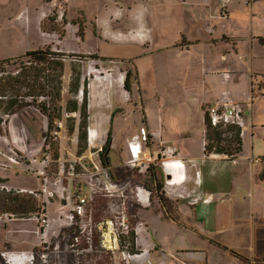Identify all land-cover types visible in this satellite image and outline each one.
<instances>
[{"label":"rangeland","instance_id":"obj_1","mask_svg":"<svg viewBox=\"0 0 264 264\" xmlns=\"http://www.w3.org/2000/svg\"><path fill=\"white\" fill-rule=\"evenodd\" d=\"M252 2L253 0H231L227 6H223L220 1L209 5L210 11L189 9L191 12L187 11L186 15L190 23L186 24L185 31L192 39L187 40L186 37L178 36L181 33L179 23L167 27L166 32L162 30L160 21L162 13L156 12L162 0L9 1V7L0 11V60L15 58L29 50L41 48L58 52V55L54 54L49 58L61 60L63 68L61 74L56 77L60 85L58 99L52 97L50 87L44 91L48 92L47 95H43V92L37 95L38 89L33 90L31 82L27 84L28 82L24 80L20 93L34 105L19 109L17 116L7 117L6 112L9 111L4 106L6 100L19 97L9 89L5 97H0L2 128L0 161L7 159L10 153L4 150L10 147L19 151L20 160L24 162L19 161L18 164L27 172L15 175L8 173V169L0 167V175L10 177L11 183L31 179L30 175L32 178L36 177L35 174L40 177L38 179L41 182L40 187L19 190L20 194L29 195H33L29 190L43 191L46 194L43 201L48 216V223L41 224L32 213L23 217L8 213L11 214L9 218L0 215L1 220L19 219L12 223L8 230L15 229L23 234L26 240L24 246L29 248L28 251H15L9 254V256L16 254L15 260H22L25 257V261L17 262L3 257L0 264H141L148 255L147 249L136 242L133 247L130 243L131 237L130 240L118 241L114 234L116 221L124 218L136 235L141 221L150 217L156 224V221L161 219L158 215L161 212L164 217L170 218L173 224H178L163 225L160 231L163 230L165 236L172 239L177 231V235L185 237V244L193 249L201 252H222L221 248L208 245L205 239L183 228V218H193L194 204L198 202L189 195L191 192L187 191L185 186L187 179L185 172L186 175L188 173L193 175V172L191 169L188 170L184 162H182L184 170L180 166L173 167L166 163V159L177 156V147L175 154H171L168 149L164 151V144L175 146L167 135H176L177 130L188 127L191 135L186 140H191L192 146H198L202 138L203 116L205 115L210 122L207 107L214 101L202 106L191 91L193 84L199 80H191L182 68L171 67L169 73L166 66L160 63L166 60L170 52L173 54L179 52L178 46H239L240 53L246 57L239 60L235 57L230 65L235 67L241 65L246 74L249 51L253 50L254 54L250 53L251 56L255 55V58L251 59L253 66L260 71L264 70V39H259L264 37V0ZM136 4L139 10L134 12L133 7ZM175 10L176 8L172 9L171 14L177 12ZM186 10L187 7L184 8V13ZM190 15L194 18L189 19ZM5 17L9 28L5 25ZM211 20L215 21L213 30L204 28L201 24ZM36 30H40L44 37ZM50 34L55 39L50 41ZM195 37H199L201 41H193ZM32 38L36 42L47 40L42 46H28ZM163 46L173 47L164 52L161 49L165 48ZM184 51L187 52H182L184 56L190 52ZM29 66L40 65L35 59L28 57L2 62L0 78L8 80ZM53 66L54 64L50 63L45 69L51 78L55 76ZM129 69L136 77L130 79L132 86L130 93L124 87L125 75ZM76 76L79 78V87L73 91L71 83L74 87ZM251 83L258 85V91L255 90L259 95L246 105L244 113L246 122L244 121L242 126L245 140L238 161L250 160L251 154L255 157L264 153V129L260 123L264 122V79L262 76L258 79L251 76ZM189 85L191 86L187 88ZM229 88L232 89L231 84ZM236 91L237 88L234 90V96ZM223 94L230 95L228 92ZM73 101L77 102L78 111H66V106L72 105ZM55 103L56 107L60 106V118L54 117L50 123L47 112H53ZM43 105L48 111L41 113ZM83 108L87 114L85 142L80 140L78 128ZM56 121L62 122V127L60 135L54 139L51 138V131L58 126ZM89 126L96 128L98 133L94 143H89ZM223 135L225 136V133ZM19 136L24 138L23 142L18 141ZM5 137L8 138V142L3 141ZM108 137L110 141L105 154L109 165H106L100 154L104 151L103 147ZM50 139L51 144H47L48 150L45 152V143ZM26 141L30 143L27 149L23 148ZM129 142H133L135 146L138 143L141 145L139 146L142 149L141 159L134 160L135 157L129 150ZM224 144V141H221V145ZM205 154L227 159L231 156L214 151ZM148 156L151 157L147 158ZM31 157L42 163L43 171H32L28 165L31 163L29 160ZM202 162L200 160L196 163L202 171L203 188L211 199L198 216L201 230L212 233L208 235L218 241L240 249L241 236L235 234L234 227L236 230L237 227L234 224L232 226L230 220L232 212L229 210L227 223L224 220L226 219L224 212L219 211L220 208L226 211L228 207L219 200H223V194L229 191V176L235 166L234 162L207 161L203 167ZM94 163L99 168H104V171L97 173ZM8 164L6 161L4 164L1 163L3 166ZM18 164L11 163L9 169L17 170ZM149 165H152L150 168H153L158 176L159 188L147 173L146 168ZM211 172H214V175L210 176ZM179 174L181 176L178 178L182 180L170 183V180ZM43 176H48L51 183H46ZM216 176L219 177L218 180ZM88 179L97 186H102L105 181L109 183L110 180L117 192L108 193L99 189L91 213H87L81 224H75L66 217L68 209L75 201V193L89 191L90 186L86 183ZM143 182H147L153 190L150 204L142 203L135 192ZM2 185L4 183H0V189ZM48 189L54 192L52 197L46 193ZM238 200L242 202V199ZM151 207L154 210L148 209ZM184 225L188 227V224ZM3 231L0 225V248L5 236ZM169 243L171 246L172 240ZM5 245L6 249L15 248L9 241H6ZM160 245L158 247L155 243L150 252L151 258L145 259L146 263L158 264L162 251L168 249L167 242L164 241ZM135 254L144 258L138 260ZM188 261L192 263V260ZM194 261L198 263V260ZM224 261L226 264V258ZM203 263L204 261H201V264Z\"/></svg>","mask_w":264,"mask_h":264},{"label":"crops","instance_id":"obj_2","mask_svg":"<svg viewBox=\"0 0 264 264\" xmlns=\"http://www.w3.org/2000/svg\"><path fill=\"white\" fill-rule=\"evenodd\" d=\"M10 0H0V11L4 8L9 7ZM260 0H253L252 3ZM220 2V0H162L161 5L159 6L158 11H161L162 15L160 17V21L162 22V30L164 32L165 29L169 26H175L177 23L181 25L178 34L180 37H186L188 39H192L190 36L186 34L185 27L186 24L190 23L187 21L186 12H191L189 9L193 11H197L199 9H204L205 11L209 9V5L212 3ZM185 3L187 5H183ZM253 5V4H252ZM187 7V10L184 13V8ZM148 7H146L147 9ZM176 8L174 14L172 13V9ZM180 9H182L180 11ZM139 10L138 4L133 7V11L137 12ZM189 19H193L194 17L190 15ZM6 18H4L5 25L9 28ZM147 19V18H144ZM195 23V22H192ZM204 28H209V30H213L215 21L211 20L209 22H202ZM253 27V24H252ZM39 35L44 37L43 33L39 30H36ZM185 33H182V32ZM161 37V30L159 31V38ZM219 38V37H218ZM55 39L52 34H50V41ZM195 40L201 41L199 37L193 38ZM223 39V37H222ZM260 40H263L264 37H260ZM47 39H44L43 42H36L34 38H32L28 46H42L43 43ZM165 48H161L164 52L170 49L173 46H163ZM179 52L177 51L175 54L170 52L167 56L166 60L161 61L160 64H164L167 70L170 73L171 67L182 68L184 72L190 76L191 80H199L195 82L191 88L193 91L194 97L202 104L210 103L212 101L218 100L223 96V92H228L231 98H233L236 102H238L242 108V116L243 121L246 122L245 119V109L246 105L252 102L254 97L259 95L256 93L258 91V85L251 83V76L257 78L262 76L264 79V70L260 71L253 66V62L251 59L254 57L253 50L249 51V62L248 67L246 68V74L244 72V68L241 65H230L231 62L235 60L244 59L246 57L245 54L240 53L239 46H178ZM199 48V49H198ZM251 49V48H250ZM184 56L183 53H187ZM183 52V53H182ZM243 52V51H242ZM251 53V54H250ZM107 56V55H103ZM10 57V56H9ZM7 58V57H3ZM2 58V59H3ZM1 59V58H0ZM182 64V65H181ZM205 72H204V71ZM175 72V71H174ZM228 72V75L225 74ZM259 72H263L260 74ZM245 74V75H244ZM202 81V82H201ZM204 82V83H203ZM229 84H231L232 89L229 88ZM200 85V88H199ZM189 85L187 88H189ZM255 87V88H254ZM257 87V88H256ZM237 88L236 96L233 95L234 90ZM253 88V89H252ZM256 89V90H255ZM264 93V92H263ZM24 108V107H22ZM21 108V109H22ZM204 110V109H203ZM204 115V113H203ZM253 116V115H252ZM261 126L264 129V122H260ZM202 138L198 146H192L191 140H186L190 137L191 132L190 128H184L177 130L176 135H167L168 139L177 147V156L176 158L184 163H186L188 170L191 169L193 175L188 173L185 179L187 186V191H190L189 195L193 196L194 201L198 200L197 203L194 204L192 219L186 217L183 218L184 224H188V227L183 225V228L188 231L193 232L196 236L202 237L205 239L206 243L211 246H216L221 248L222 252H201L196 249H193L185 244V237L177 235L178 232H175L174 238H170L165 236V234L160 231L163 225H175L178 226L177 223L173 224L172 220L168 217H164L162 212L158 215L161 217L159 221L153 222L150 217H148L143 222H140L138 225L135 235V242L137 245H141L142 248H146L148 255L146 258L150 257V252L154 248L155 243L158 247H160V243L167 242V251H162V255L158 258V264H201V261H204L203 264H264V176H261L264 172V153L262 155H258L253 157L250 155V160H242L238 161L239 153L235 158L227 159L217 155L206 156L205 154V115L203 116L202 122ZM262 129V130H263ZM164 138L166 135L164 134ZM1 139V138H0ZM264 139V137H263ZM2 140V139H1ZM245 138L243 136L242 139V150H243V142ZM4 141V140H3ZM2 141V142H3ZM4 143V142H3ZM5 144V143H4ZM6 145V144H5ZM8 148V150H7ZM6 150L10 154L6 160L0 161V167H4L8 173H15V175L22 174L26 172L22 166L18 163L21 158L19 151L14 150L10 147H7ZM24 148V147H23ZM241 150V151H242ZM197 151V152H196ZM22 152V151H21ZM253 157V160L251 159ZM260 158L259 163H254V158ZM202 160V167L206 165L207 161H231L234 162V167L231 170V176H229V191L224 193V199L219 200V202L226 203L228 207L226 211H222L219 204L217 205L220 208V212L225 214L226 219H224L227 223H229V210L232 212L230 215V220L237 227V230L234 227L235 234H239L240 237V245L241 248H235L229 244L218 241L215 238L211 237L208 234H212L206 231L201 230L199 215L206 208L209 203L211 196L206 195L205 189L203 188L202 182V171L199 169L197 165V161ZM9 163L8 165H1V163ZM254 161V162H253ZM24 162V161H21ZM18 164L17 170H11L10 164ZM42 163L37 161V163H29L28 165L33 170H44ZM185 168V167H184ZM184 170V169H183ZM37 172V171H36ZM27 173V172H26ZM184 173V171H183ZM35 174V173H34ZM30 175V174H29ZM180 175V174H179ZM210 176L214 175V172L209 174ZM35 178L33 176H29L31 179L23 180L22 182L14 181L11 183L10 177H5L0 175L1 183H4L3 186L6 188H13L21 191H26L28 189H35L40 187V183L36 174ZM44 177V176H43ZM219 177L216 176V180ZM46 182V179L44 180ZM195 181V182H194ZM51 183V182H50ZM87 191L85 194H87ZM135 192L138 193L139 199L142 203L150 204L152 200L151 191L145 188L143 185L138 187ZM76 194V193H75ZM222 194L219 195V199H221ZM238 199H242V202H239ZM159 205V204H158ZM154 206H156L154 204ZM178 206V205H175ZM71 208V207H70ZM70 208L68 211H70ZM148 208V209H152ZM147 209V210H148ZM154 210V208H153ZM88 212L85 213L84 218L86 217ZM69 214V212H68ZM67 214V219L70 220L69 215ZM156 215V214H155ZM10 217V216H9ZM8 217V218H9ZM154 218V216H153ZM22 219V218H20ZM62 219V218H60ZM143 219V218H142ZM19 220L18 218H11L9 220H1L0 225L4 229L5 236L2 239V248H0V255L4 258H10L12 261H25V257L22 260H15L16 254L15 251H28L29 248L24 246L25 244V236L17 230L9 231L10 225L15 221ZM84 220V219H83ZM60 222V220H57ZM71 222V220H70ZM142 223L144 225H142ZM28 225V224H27ZM151 227V229L149 228ZM193 230H191V229ZM24 229V228H23ZM140 229V230H139ZM26 230V229H25ZM160 237V238H159ZM172 240V244L170 246V241ZM6 241H9L14 244L15 248L6 249ZM18 245V246H17ZM30 247V246H29ZM175 248L179 250H175ZM188 248V249H187ZM25 253V252H24ZM142 260L141 264H148L146 260ZM188 260H192L190 263ZM194 260H198V263H195Z\"/></svg>","mask_w":264,"mask_h":264},{"label":"trees","instance_id":"obj_3","mask_svg":"<svg viewBox=\"0 0 264 264\" xmlns=\"http://www.w3.org/2000/svg\"><path fill=\"white\" fill-rule=\"evenodd\" d=\"M81 35V34H80ZM58 55V52H50L48 49H41L36 48L29 50L26 54L20 55L18 57H28L29 59L36 60V62L40 65L38 66H29L27 69H25L23 72L17 73L15 76L10 77L8 80L4 78H0V97H5L7 94L8 89L11 90L13 93H16L17 97L15 99L6 100L5 102V108L7 109L6 112L9 114V116L12 114H15L18 112L19 109L22 107H26L31 104L28 100L24 99V96L21 95V83L25 80L30 86L33 87V90L38 89L37 95H39L41 92L44 94H48V92H44L48 87H50V92L52 93V97L59 98L60 97V85L59 81L56 78L61 74L62 71V62L61 60H51L53 58H49L51 55ZM95 56V54H93ZM15 57V58H18ZM15 58H9L5 60H0V68L2 65V62H10ZM47 63V64H46ZM54 64V78L50 77V73H46L45 69L48 68L49 64ZM136 75V74H135ZM135 79L136 77L132 73V71L129 69L126 72L125 79H124V87L125 89L130 93L132 92V86L130 84V79ZM75 86L72 87L71 83V89L77 90L79 85V78L78 76L75 77ZM52 90V91H51ZM28 95H32V93H28ZM35 96V95H33ZM72 105L66 106V111L69 112H76L78 111V104L76 101L71 102ZM53 108V112L48 111L45 105H43L40 109L42 112H47L49 117V122H53V118H60V106ZM58 111V112H56ZM6 121V120H5ZM1 123V119H0ZM86 126H87V114L86 111L83 108V113L79 122V137L82 142L86 141ZM1 125H0V133H1ZM225 133V136L223 135ZM111 137V135H110ZM110 137H108L104 148V151L100 154L101 159L104 164L109 165L107 162V156L105 154V150H107L108 143L110 141ZM205 152L209 153L211 151L218 152V153H227L226 155H231L230 158H235L237 154H239L242 150V140L240 138L239 134V128L236 126H228L226 129H220L217 127H214L205 117ZM221 141H224V145H221ZM213 148H216V150H213ZM152 165H149L147 169L148 175L151 177V180L157 185V188L160 187V183L158 180V176L156 175V172L153 170ZM261 176H264V172ZM2 180L0 179V183ZM142 185L150 190L153 193V190L151 186L147 182H143ZM160 190V189H158ZM157 190V191H158ZM161 199H163L161 197ZM40 210V203L39 201L33 196L29 194H20V190L13 189V188H6L2 185L0 189V213H13L15 215H18L19 217H23L26 215H29L31 213H35ZM125 239H129L131 237L130 243L134 247L135 245V233L134 231H130L127 236H124ZM123 237V238H124ZM122 238V239H123ZM121 239V240H122ZM3 257L0 255V259ZM69 260V259H67Z\"/></svg>","mask_w":264,"mask_h":264},{"label":"built area","instance_id":"obj_4","mask_svg":"<svg viewBox=\"0 0 264 264\" xmlns=\"http://www.w3.org/2000/svg\"><path fill=\"white\" fill-rule=\"evenodd\" d=\"M223 6H227L228 3H230L231 0H220ZM225 12V11H224ZM228 75V73H226ZM207 115L210 120V123L213 126L216 127H221V128H227L228 126H236L239 128V134L240 138L243 139V132H242V126H243V116H242V108L238 102L233 101V99L228 95L225 96L223 95L219 100L216 102L210 104L207 107ZM8 117L9 114H6ZM56 124L58 126H55V128L51 131V138L56 139L60 135V129L62 127V122L56 121ZM5 142H8V138H4ZM52 141L47 140L45 143V152L48 150V143L51 144ZM139 142V141H138ZM7 144V143H6ZM136 144H133V142H129V150L132 154L133 157L136 151L138 149H141V145L138 143L137 146ZM140 146V147H139ZM168 149L171 154H175L177 151L176 146H167L164 144V151ZM44 152V153H45ZM31 163L37 162V158L31 157L29 158ZM46 162V159L44 160ZM255 162H259L260 158L256 157L254 158ZM95 164L96 172L104 171V168H99L98 165ZM73 168V166H71ZM74 176V175H73ZM46 179V183H50L51 180L48 176L44 177ZM103 182V181H101ZM106 182V181H105ZM103 183L102 186H97V184L90 179L86 180V183L90 186L89 192L87 194L85 193H77L75 194V201L72 204L70 211H69V218L71 222L75 224H81L83 222L84 216L86 212L91 213L92 211V206L95 202L96 194L97 191L104 190L107 191L108 193H114L117 192V189L114 188V185L111 184L110 180H108L109 183ZM30 193H32L39 201H40V210L32 213L33 217L36 218V220L41 223L45 224L48 223V216L46 214V205L44 204L43 197H45V193L39 190H29ZM46 193L49 195V197H52L54 195V192L51 189L46 190ZM1 216H7L9 217L8 213H0ZM132 229L129 226V223H127L124 218L121 220L116 221V231H115V236L118 238V241H121L125 239L124 236H127L129 232ZM124 237V238H123ZM123 238V239H122ZM122 239V240H121ZM124 253V252H123ZM130 256V255H128Z\"/></svg>","mask_w":264,"mask_h":264},{"label":"bare ground","instance_id":"obj_5","mask_svg":"<svg viewBox=\"0 0 264 264\" xmlns=\"http://www.w3.org/2000/svg\"><path fill=\"white\" fill-rule=\"evenodd\" d=\"M230 96V95H229ZM222 97V96H221ZM231 97V96H230ZM220 99V98H219ZM218 99V100H219ZM233 99V98H232ZM234 100V99H233ZM98 137V133H97V130L96 128L92 127V126H89V129H88V139H89V143H94V141L97 139ZM137 153L134 154L135 158L134 160H139L141 159L142 157L140 156V153L142 152V149H138L136 151ZM156 156V153L154 154ZM151 156H148L147 158H149ZM166 163L173 166V167H177V166H180V168L183 170L184 169V164L182 163V161L178 160L176 157H171L169 158L168 160L166 159ZM181 175H177L174 179H171L170 180V183L174 184L180 180H182V178H178L180 177ZM140 230V229H139ZM135 257H138L137 259L138 260H142L144 258V256H141L139 254H135Z\"/></svg>","mask_w":264,"mask_h":264},{"label":"flooded vegetation","instance_id":"obj_6","mask_svg":"<svg viewBox=\"0 0 264 264\" xmlns=\"http://www.w3.org/2000/svg\"><path fill=\"white\" fill-rule=\"evenodd\" d=\"M14 115L17 116V115H18V112L15 113V114H12V117H13ZM23 139H24L23 137H18V141H22V142H23ZM44 139H45V137H44ZM22 144H23V143H22ZM23 145H24L23 147H24L25 149H27L28 146H30V143L26 141V144H23Z\"/></svg>","mask_w":264,"mask_h":264},{"label":"water","instance_id":"obj_7","mask_svg":"<svg viewBox=\"0 0 264 264\" xmlns=\"http://www.w3.org/2000/svg\"><path fill=\"white\" fill-rule=\"evenodd\" d=\"M25 132H27L26 130H24ZM28 133V132H27ZM47 134V133H46ZM19 137H21V136H19Z\"/></svg>","mask_w":264,"mask_h":264}]
</instances>
